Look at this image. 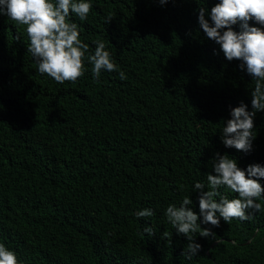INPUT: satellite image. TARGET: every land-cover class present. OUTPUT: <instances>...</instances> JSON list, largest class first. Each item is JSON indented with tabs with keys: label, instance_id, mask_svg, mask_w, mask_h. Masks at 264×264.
Instances as JSON below:
<instances>
[{
	"label": "trees",
	"instance_id": "trees-1",
	"mask_svg": "<svg viewBox=\"0 0 264 264\" xmlns=\"http://www.w3.org/2000/svg\"><path fill=\"white\" fill-rule=\"evenodd\" d=\"M87 2L86 20L69 17L89 45L85 72L63 84L39 73L26 26L0 14V243L22 264H264V211L202 224L215 239L197 234L202 249L191 259L165 215L185 196L199 213L194 184L215 174L217 152L241 169L264 166V110L250 152L221 140L232 108L252 110L255 82L199 26V8L211 23L219 0ZM96 40L117 70L93 79ZM145 208L154 215L138 218Z\"/></svg>",
	"mask_w": 264,
	"mask_h": 264
},
{
	"label": "clouds",
	"instance_id": "clouds-1",
	"mask_svg": "<svg viewBox=\"0 0 264 264\" xmlns=\"http://www.w3.org/2000/svg\"><path fill=\"white\" fill-rule=\"evenodd\" d=\"M168 0H159L161 5ZM92 5L87 0H0V14L6 15L19 25L26 26L29 39L27 52H30L38 65L40 74H47L55 82H75L85 72V57L89 45L83 43L77 23L70 21L71 14L80 21L87 19ZM207 9L199 8L198 23L207 38L220 46L228 61H240L239 68L255 82L251 91V107L243 101L231 109L230 119L224 122L221 140L226 148L248 153L252 150L255 135L254 117L257 111L264 110V0H219L210 10L211 23L205 18ZM112 19L111 14L107 22ZM240 24L235 31L233 25ZM96 45L94 54L87 56L93 65V79H98L102 70H117L103 40L93 41ZM121 80L126 79L123 71L119 72ZM215 174L207 175V184L196 182L193 191L199 192V213L192 210L190 197L185 196L179 206L170 204L165 211L168 222L177 234L187 237L186 255L189 259L198 255L202 245L195 242L197 234L201 237L215 239L211 225L219 227L221 218L230 223L233 219L250 220L256 212L264 211L257 200L264 196V166L252 163L246 169L237 165L236 159L227 153L217 152L211 159ZM226 187L236 198L229 199L221 195L219 189ZM207 189V190H205ZM183 190V185H181ZM217 197L219 199H217ZM154 215L150 208L136 213L138 218ZM202 217V219H200ZM144 233L154 234L151 226H145ZM167 231L162 233L168 238ZM0 264H22L16 253L0 243Z\"/></svg>",
	"mask_w": 264,
	"mask_h": 264
}]
</instances>
